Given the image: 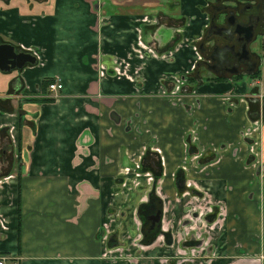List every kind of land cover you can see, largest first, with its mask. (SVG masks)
<instances>
[{
    "label": "crops",
    "instance_id": "1",
    "mask_svg": "<svg viewBox=\"0 0 264 264\" xmlns=\"http://www.w3.org/2000/svg\"><path fill=\"white\" fill-rule=\"evenodd\" d=\"M211 2L0 0V46L36 59L0 72V259L264 264V93L197 69ZM178 175L182 201L193 191L216 212L199 247L165 222ZM143 186L169 244L138 245V206L113 225ZM114 233L125 246L109 250Z\"/></svg>",
    "mask_w": 264,
    "mask_h": 264
},
{
    "label": "flooded vegetation",
    "instance_id": "2",
    "mask_svg": "<svg viewBox=\"0 0 264 264\" xmlns=\"http://www.w3.org/2000/svg\"><path fill=\"white\" fill-rule=\"evenodd\" d=\"M209 12L210 23L199 42L201 56L197 69L216 79L240 81L260 77L264 57V0H212ZM156 182L154 177V184ZM154 187L147 191L144 201L138 205L139 246L160 237L164 238L165 244L172 240V227L163 232V201ZM176 187L180 193L186 190L183 175L177 176ZM206 218L210 220L211 214ZM119 238L115 233L106 237L109 250L125 246ZM201 242L202 239L196 241L191 237L182 246L199 247Z\"/></svg>",
    "mask_w": 264,
    "mask_h": 264
},
{
    "label": "rangeland",
    "instance_id": "3",
    "mask_svg": "<svg viewBox=\"0 0 264 264\" xmlns=\"http://www.w3.org/2000/svg\"><path fill=\"white\" fill-rule=\"evenodd\" d=\"M201 70L202 69L199 68V71ZM261 70L262 71L260 77L255 80L242 79V83L247 91H250V84H255L254 81H259L260 84L257 85L258 87L254 86V88L255 89L259 88V90L263 91L264 93V57L261 60ZM202 75H206V74L202 73ZM146 193L147 191L145 189V186L136 190L135 192L124 193V195H127L126 197H128V200L126 198L123 199V201L126 200L125 205H123V208L124 207L127 208V210L124 209L127 212L123 211V209L120 210L115 209L111 211L113 213V220L115 221L113 225L115 224L120 225L119 223L124 221V218L126 217V213L128 214V212L132 211L134 207H137L139 204H141V198L144 197ZM175 193H176L175 198H177L178 201L175 202L173 200L171 204V208H175V210L178 213L175 214L173 213L170 216H168L167 214L165 222L168 223L170 221L169 226L174 225L173 235L176 239L180 238L181 242L184 241L185 243H188L191 237L195 238L196 235L201 233L203 234L204 231L206 230L205 227L204 229L202 228V226L204 225L201 224L203 222V219L205 218L204 216L216 212H214V210H212L213 208L211 209L209 205L205 204L206 202L203 201L200 197L199 200L195 199V197L199 195L198 193H195L193 191L186 192V196H185L186 199L184 201H182V195L180 191H175L174 194ZM162 196L164 197L163 192H162ZM164 207L165 205L163 204V208ZM199 217L201 218L198 219ZM185 220H190V221H186V225H184ZM112 229H110V231H112ZM116 234L119 235V233Z\"/></svg>",
    "mask_w": 264,
    "mask_h": 264
},
{
    "label": "water",
    "instance_id": "4",
    "mask_svg": "<svg viewBox=\"0 0 264 264\" xmlns=\"http://www.w3.org/2000/svg\"><path fill=\"white\" fill-rule=\"evenodd\" d=\"M35 62L36 59L30 54L17 53L14 47L9 45L0 46V72L21 70L26 65H34Z\"/></svg>",
    "mask_w": 264,
    "mask_h": 264
},
{
    "label": "built area",
    "instance_id": "5",
    "mask_svg": "<svg viewBox=\"0 0 264 264\" xmlns=\"http://www.w3.org/2000/svg\"><path fill=\"white\" fill-rule=\"evenodd\" d=\"M62 90V85L61 84H58V83H53V84H50L49 86H48V91H49V93H51V94H55V97H56V94L59 92V91H61ZM54 97V98H55ZM0 264H7L6 263V259H4V258H1L0 259Z\"/></svg>",
    "mask_w": 264,
    "mask_h": 264
},
{
    "label": "trees",
    "instance_id": "6",
    "mask_svg": "<svg viewBox=\"0 0 264 264\" xmlns=\"http://www.w3.org/2000/svg\"><path fill=\"white\" fill-rule=\"evenodd\" d=\"M257 78H259V75H258L257 77H254L253 80H254V79H257ZM189 80H190V81H189ZM191 80H192V79H188L189 82H192ZM50 83H51V81H45V82H44V87H48ZM158 178H159V175L155 177L156 180H157ZM142 206H143V205H142ZM151 242H152V241H150V243H151ZM150 243H146V244H150Z\"/></svg>",
    "mask_w": 264,
    "mask_h": 264
}]
</instances>
